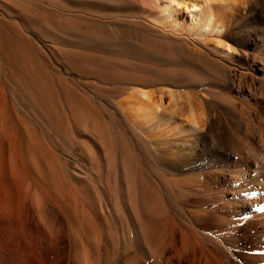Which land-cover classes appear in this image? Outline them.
Listing matches in <instances>:
<instances>
[{"label":"rangeland","instance_id":"374dc122","mask_svg":"<svg viewBox=\"0 0 264 264\" xmlns=\"http://www.w3.org/2000/svg\"><path fill=\"white\" fill-rule=\"evenodd\" d=\"M237 1L215 14L219 35L207 14L195 30L184 10L176 17L183 28L161 23L156 14L169 0H0V116L11 165L0 264H85L73 234L84 198L96 231L91 244L82 237L93 264L167 259L185 242L231 248L229 264H264V0ZM171 96L184 110L193 103L198 133H185L188 114L171 120L164 111ZM154 108L157 120L144 121ZM123 119L143 142L134 144ZM33 147L63 175L77 216L35 180L44 170L26 165ZM26 179L43 188L31 182L30 192ZM35 187L50 204L36 200ZM137 193L148 199L145 212L129 203Z\"/></svg>","mask_w":264,"mask_h":264},{"label":"bare ground","instance_id":"6f19581e","mask_svg":"<svg viewBox=\"0 0 264 264\" xmlns=\"http://www.w3.org/2000/svg\"><path fill=\"white\" fill-rule=\"evenodd\" d=\"M230 2H232V3H238V1L236 0H169V5H168V7L167 8H162V9H158V13L156 14L158 17H159V20L161 21V23H169V22H171L172 23V25H174L175 27H179L180 29L181 28H183V22H181L178 18H176L177 17V14H178V10H184V12L187 14V16L188 17H190V21H191V25H189V27L192 29V30H195L196 28H197V25L195 24V23H199L198 21H199V19H200V17H202V16H204V15H209V16H207L208 17V22H209V24H211V23H213V21H215V14L217 13V12H221V11H223L222 10V5L224 4V6L225 5H228ZM155 3H156V1H155ZM235 4V5H236ZM158 5V4H157ZM230 5V4H229ZM236 7V6H235ZM159 8V7H158ZM225 10V9H224ZM218 14H220L221 15V13H218ZM207 17H206V19H207ZM159 20H157V21H159ZM207 21V20H206ZM154 22V21H153ZM222 22V21H221ZM221 22H216L215 24H214V29H215V31L217 32V34H219V35H221L223 32H224V30H225V27H224V24L223 23H221ZM158 25V24H157ZM185 29V28H184ZM71 31H73V30H71ZM182 31H183V29H182ZM76 36V35H75ZM163 37V36H162ZM83 38V37H82ZM167 39V38H166ZM95 40V39H94ZM161 40H163V39H161ZM172 42V41H171ZM223 47V46H222ZM229 50V49H228ZM222 54H228L226 51H223V52H221ZM22 55V54H21ZM18 56V55H17ZM207 57V56H206ZM208 59V58H207ZM25 61V60H24ZM24 68V67H23ZM165 73H167V72H165ZM176 74V73H175ZM175 74H172V73H170V74H167V76H168V79H169V77L170 78H172V80H173V78H175L174 76H175ZM161 75V74H160ZM160 75H159V77H160ZM162 75H164L163 74V72H162ZM183 75H185V74H183ZM182 75V76H183ZM158 76V75H157ZM165 76H166V74L163 76L164 78H165ZM162 76H161V78H163ZM179 77V76H178ZM187 77V76H186ZM185 77V78H186ZM45 78V77H44ZM175 80H177V78L175 79ZM39 83V82H38ZM167 83V82H166ZM131 84V83H130ZM50 85V84H49ZM44 88V87H43ZM141 93V94H140ZM139 94H140V97H141V99L143 100V101H146V100H149V102H150V99L152 100V97H151V95H150V93L149 92H139ZM40 97V96H39ZM43 98V97H42ZM41 98V99H42ZM2 100V99H1ZM46 100V99H45ZM67 100H69V99H67ZM66 100V101H67ZM178 100H180V99H178ZM175 97H173V96H171V98H170V101L168 102V104L166 105V106H164V111L166 110V112L169 114V117H170V119L171 120H173L176 116H179V115H183L184 116V114H188V118H189V122H190V128L188 129V131H186L185 133H187V134H189V133H192V134H196V133H198L199 132V130H201V121H200V119L202 120V117H198L199 115H196V113H195V109L194 108H192L193 106H192V104L193 103H189V107H187L188 108V110L185 112V110L187 109H185L184 110V107L183 106H181V103H179V101H178ZM48 100H46V102H47ZM42 102H43V100H42ZM52 102V101H51ZM140 102V101H139ZM152 102H154V101H152ZM34 103V102H33ZM45 103V102H44ZM43 103V104H44ZM71 103V102H70ZM145 103V102H144ZM141 104V103H140ZM151 104H154V103H151ZM150 104V105H151ZM70 105V104H69ZM141 105H143V104H141ZM73 106V105H72ZM161 106H162V104H161ZM192 106V107H191ZM40 107V106H39ZM69 107V106H68ZM74 107V106H73ZM143 107V106H142ZM150 107V106H149ZM51 108V107H50ZM49 108V109H50ZM70 108H72V107H70ZM69 108V109H70ZM141 108V107H140ZM196 108H197V106H196ZM5 109V108H4ZM56 109H58V108H56ZM55 109V110H56ZM68 109V110H69ZM157 109H159V108H157ZM136 110V109H135ZM144 110V109H143ZM151 111L150 112H148V113H146L145 115H144V121H146V119L147 118H151L153 121H156L157 120V110L155 111V108L154 109H150ZM4 111V110H3ZM3 111L1 110V112L3 113ZM53 111V110H52ZM57 111V110H56ZM60 111V110H59ZM58 111V112H59ZM64 111V110H63ZM67 111V110H66ZM69 111H71L72 112V110H69ZM0 112V113H1ZM54 113H55V111H53ZM130 112V111H129ZM196 112H198V111H196ZM1 113V114H2ZM52 113V112H51ZM61 112H59L58 114H60ZM63 113V112H62ZM69 113V112H68ZM141 113H142V111H141ZM166 113V114H167ZM201 113V112H200ZM0 114V115H1ZM55 114H57V113H55ZM75 114H76V112H75ZM149 116H148V115ZM63 115V114H62ZM8 116V115H7ZM56 116V115H55ZM60 116H61V114H60ZM80 116V115H79ZM14 117V116H13ZM47 117V116H46ZM53 117V116H52ZM57 117V116H56ZM55 117V118H56ZM63 117H64V115H63ZM66 117V116H65ZM73 117H75V115L73 116ZM98 117V116H97ZM143 117V116H142ZM54 118V117H53ZM58 118V117H57ZM136 118V117H135ZM134 118V119H135ZM187 118V119H188ZM16 119V118H15ZM59 119H60V117H59ZM66 119V118H65ZM142 119V118H141ZM204 119V118H203ZM3 120V118L1 119V116H0V212L1 213H3V215H4V219L5 220H7L8 219V221H9V157L7 158V156H6V154L7 155H9L8 153H5V151H7L6 150V147H7V144H5V142H4V139H3V137H2V133H3V135H4V132H3V129H4V120ZM61 120V119H60ZM63 120V119H62ZM76 120V119H75ZM127 120V119H126ZM125 119H123V122H124V125L126 126V128L128 129V131H131V138H132V140H133V142H135L134 144H140V142H143V139L139 136V134L137 133L138 131H136V129H134L131 125H130V123L128 122V121H126ZM143 120V119H142ZM9 121V120H8ZM65 121V120H64ZM134 121H136V122H138L139 124L141 123V121H140V118H138V119H135ZM151 121V120H150ZM77 122V121H76ZM76 122H74V124L76 123ZM133 122V121H132ZM9 123V122H8ZM61 123V122H60ZM66 123V122H65ZM68 123V122H67ZM66 123V124H67ZM78 123V122H77ZM76 123V124H77ZM24 124V123H23ZM65 124V125H66ZM75 124V125H76ZM18 125V124H17ZM58 125V124H57ZM77 125H80V124H77ZM152 125V124H151ZM8 126H9V124H8ZM19 127V126H18ZM69 127V126H68ZM17 129V128H16ZM20 129H21V127H20ZM19 130V129H18ZM18 130H17V132H18ZM19 131H21L22 132V135H24V133H23V131H26V130H23L22 131V129L21 130H19ZM126 131V130H125ZM7 132H9V131H7ZM68 132V131H67ZM19 133V132H18ZM9 134V133H8ZM21 134V133H20ZM29 134V133H25V136H26V138L28 139H25V141H29V143H30V141H31V136H29V137H27V135ZM150 134V133H149ZM152 134V133H151ZM201 134V133H200ZM19 135V134H18ZM31 135V134H30ZM5 136V135H4ZM24 136V137H25ZM21 137H23V136H21ZM152 137V136H151ZM192 138V137H191ZM22 139V138H21ZM33 139V138H32ZM149 139V138H148ZM18 140H20V139H18ZM152 140V141H151ZM151 140L149 141V142H147V141H145V142H147V144L149 145L150 144V146H152L153 144H154V140H153V138H151ZM5 141H7V139L5 140ZM21 141H24V140H21ZM33 141V140H32ZM157 142L158 141H156V143L155 144H157ZM160 142V141H159ZM158 142V143H159ZM195 142V141H194ZM7 143H8V141H7ZM20 143V142H19ZM21 143H23V142H21ZM26 143V142H25ZM32 143V142H31ZM33 143H35V141H33ZM32 143V144H33ZM152 144V145H151ZM186 144V143H185ZM18 145V144H17ZM22 145V144H21ZM27 145H28V143H27ZM36 144H33V146H35ZM188 145V144H187ZM24 147V146H23ZM25 147H26V145H25ZM29 147V146H28ZM161 147V146H160ZM9 148V147H8ZM31 148V147H30ZM102 148V147H101ZM192 148V147H191ZM33 149V150H32ZM32 149H28L27 150V148H25V150H27V157H28V163H27V161L25 160V162H26V165L28 166V165H30V164H33V168H36V170H37V167H38V169H39V167H40V170L38 171H36V172H38V174L39 173H41L42 174V172H40L41 170L43 171V173H44V176H43V174H42V176L43 177H41V175L39 174H37L34 170H33V172H32V170L30 171L29 169H28V174H30V176H31V174L32 173H36L37 175H38V177L36 176V181H38L39 180V182L40 181H42L41 182V184H44V186L45 187H48L49 188V190H50V193H52L53 192V194L56 196V197H58V198H60L61 200H64V201H62V203L64 202V204L65 203H67L66 205H67V209H69L70 211H71V213H72V215L73 216H77V213L78 212H80V210H81V207L79 208V203H77V200H76V198L71 194V192L69 191V188H67L68 189V193H67V199H68V202H66V200L67 199H65L64 198V195H65V191H67V189L66 190H63V188H65L64 187V184L62 185V183H61V181H63V179H64V177L62 178V176L59 174V176H61V178L60 179H62V180H60L59 179V176H58V174H57V176H56V174L55 173H58L56 170H52L53 168H50L51 166L50 165H53V164H50L49 163V160H48V158L50 157L48 154V158H47V156L40 150V149H38L37 147H33ZM185 149V148H184ZM183 150V149H182ZM29 151H33L34 153H35V156H37L36 158H37V163H36V165L38 164V159H40V161L39 162H42L41 164H43V166H44V169H43V167H42V165L41 166H39V165H37V166H35L34 164H35V162L33 163L32 161V158L33 159H35L34 158V156H33V154H32V152H29ZM22 153V152H21ZM48 153V152H47ZM20 154V153H19ZM24 155H25V153H24ZM26 156L25 157H22V158H27ZM140 157V156H139ZM264 157V156H263ZM143 158V157H142ZM19 159V158H18ZM98 160V159H97ZM35 161V160H34ZM51 162V161H50ZM261 164V163H260ZM18 165V164H17ZM20 165V164H19ZM25 165V164H24ZM25 165V166H26ZM152 165V164H151ZM11 166V165H10ZM26 166V167H27ZM50 166V167H49ZM20 167V166H19ZM31 167H32V165H31ZM30 167V168H31ZM42 168V169H41ZM261 169H263V168H261ZM260 168H258V170H261ZM54 171H56V172H54ZM30 172V173H29ZM34 173V174H35ZM13 174V173H12ZM34 174H33V177H34ZM261 174V173H260ZM262 175V174H261ZM30 176L28 175V177L27 178H30ZM39 176H40V179H39ZM32 177V176H31ZM124 177V176H123ZM35 178V177H34ZM38 179V180H37ZM28 180H30V179H26L25 181L27 182H25L26 184H27V188L28 187H30L29 189H30V192H33V191H31V187H34L32 184H31V182L32 183H35V184H37V186L40 184L39 182V184L38 183H36L34 180H32L31 179V182L29 183V181ZM68 180V179H67ZM64 181H65V179H64ZM44 182V183H43ZM65 183V182H64ZM122 183V182H121ZM30 184V185H29ZM32 185V186H31ZM66 185V184H65ZM40 186V185H39ZM40 187H42V185L40 186ZM36 189L34 190V193H35V191L37 190V187H35ZM43 188V187H42ZM42 188H41V190L39 191V193H41V191H43L42 190ZM71 189V188H70ZM127 190V189H126ZM36 193H37V191H36ZM43 194H39L38 195V193H37V195L40 197V198H37L36 200H40L41 201V199L43 198V195H44V192H42ZM138 194V193H137ZM136 194V196L134 197V198H132V197H130V199H129V203L131 204V205H133V204H136L143 212H145V210H146V208H147V204H148V199H146L145 198V194L143 195V194H141V195H137ZM32 195H34V194H32ZM31 195V196H32ZM42 196V198H41V196ZM52 195V194H51ZM53 195V196H54ZM77 195V194H76ZM15 196V195H14ZM29 196H30V194H29ZM45 196V195H44ZM78 196H81V195H78ZM13 197V196H12ZM33 197V196H32ZM32 197H29V198H32ZM48 197V196H47ZM82 198H83V196H81ZM15 198V197H14ZM46 198V197H45ZM45 198H43L44 200H47V199H45ZM156 198V197H155ZM11 199V198H10ZM23 199H25V198H23ZM33 199V198H32ZM31 199V200H32ZM35 199V198H34ZM42 199V201L41 202H44V200ZM52 199V198H51ZM50 199V200H51ZM85 199V200H84ZM83 200H82V205H80V206H82V210H81V219H80V221H82L81 222V225H79L80 227H79V229H77V228H73V234H74V250H75V258L79 261V263H85V264H93V263H91V259L89 260V256H88V251H87V248L85 247V243H84V241H83V236H84V238H85V241L87 242V243H93V241H94V238H95V236H96V231H95V229L92 227V226H90L89 224H88V221H87V209H86V207H85V202H86V198H84ZM13 200V199H12ZM60 200V201H61ZM95 199H94V197L93 196H91V194H88V198H87V204L88 205H91V206H95V201H94ZM167 201L169 200L168 199V197H167V199H166ZM24 201V200H23ZM48 201V200H47ZM47 201H45V202H47ZM53 201V200H52ZM79 201V200H78ZM80 201H81V199H80ZM170 201V200H169ZM32 202H33V200H32ZM35 202H37V201H35ZM48 203L50 204L51 202H49L48 201ZM54 203V202H53ZM53 203H52V205H53ZM62 203H60V204H62ZM152 203V202H151ZM32 204V203H31ZM41 204V206H43L44 205V203H40ZM39 204V205H40ZM57 204V203H56ZM125 204V203H124ZM155 204V203H154ZM170 204V203H169ZM168 204V205H169ZM27 205V204H26ZM36 205V204H35ZM59 205V204H58ZM58 205H57V207H58ZM77 205H78V208L80 209H78L77 208ZM158 205V204H157ZM41 206H40V209H42V210H40V212L41 211H43V210H45V207L43 206L42 208H41ZM87 206V205H86ZM35 207V206H34ZM37 207H38V205H37ZM54 207V206H53ZM56 207V208H57ZM88 207V206H87ZM55 208V207H54ZM60 208V207H59ZM61 208H62V206H61ZM90 208V207H89ZM97 208V207H96ZM101 208H102V206H101ZM160 208V207H159ZM14 209H15V207H14ZM17 209V208H16ZM39 209V208H38ZM169 209H170V207H169ZM35 210H36V208H35ZM62 210V209H61ZM79 210V211H78ZM140 210V211H141ZM164 210H165V208H164ZM36 211H38V210H36ZM98 211V210H97ZM102 211V210H101ZM141 211V212H142ZM0 213V214H1ZM16 213V212H15ZM34 214V213H33ZM89 214V213H88ZM41 215H44V211H43V214H42V212L40 213V216ZM71 215V214H70ZM98 215V214H97ZM1 217L0 218H3V216L2 215H0ZM36 216V215H35ZM39 216V215H38ZM45 218V216L42 218V216H41V219H44ZM0 221L1 222H4V220H1L0 219ZM7 221V222H8ZM19 221V220H18ZM26 221V220H25ZM41 221V220H40ZM44 221V220H43ZM0 222V223H1ZM6 222V224H8ZM42 222V221H41ZM40 223V222H39ZM5 224V223H4ZM6 225H4V227H5ZM8 226H9V224H8ZM2 227H3V225H2ZM96 228V227H95ZM5 230V229H4ZM110 230V229H109ZM21 231V230H20ZM9 232V231H8ZM10 233V232H9ZM184 233V232H183ZM107 234V233H106ZM184 235H185V233H184ZM2 236V235H1ZM0 236V237H1ZM4 236V235H3ZM9 236V235H8ZM158 236H159V234H158ZM158 236H156L155 238H157ZM1 239V238H0ZM160 240V239H159ZM187 241L185 238L183 239V242H185V241ZM143 242V241H142ZM197 242V241H196ZM186 243V242H185ZM182 244L183 246H182V249L181 250H179L178 252H176V254L174 255V256H172V257H170V258H167V259H164V254L163 255H161V256H156L157 258L155 259L153 256V259L151 260V262H145L144 261V263L143 264H173V262L174 261H177L178 262V264H182V262L183 261H185V263L186 264H229V263H232V258H234L235 256H234V251L231 249V248H227V250H225V249H223V248H220L217 244L215 245V246H212L211 248H209L210 246H208V247H204V246H202L201 245V243H198L197 242V244L196 245H194L193 244V246L192 247H188V245L187 244ZM145 245H148V242H145ZM159 245V244H158ZM226 246V245H225ZM95 247V246H94ZM164 247V246H163ZM169 247V246H168ZM150 248V247H149ZM167 248V247H166ZM170 248V247H169ZM148 249V248H147ZM177 249V248H176ZM180 249V248H179ZM143 251V250H142ZM165 251V250H164ZM168 251V250H167ZM177 251V250H176ZM223 254V257L220 255L221 253ZM147 252V251H146ZM166 252V251H165ZM163 253V252H162ZM97 254V253H96ZM145 254V253H144ZM146 256V255H145ZM97 257V256H96ZM151 257V258H152ZM150 258V259H151ZM256 259V258H255ZM94 260V259H93ZM264 260V259H263ZM256 261V260H255ZM96 262V261H95ZM129 264H132V263H129Z\"/></svg>","mask_w":264,"mask_h":264}]
</instances>
